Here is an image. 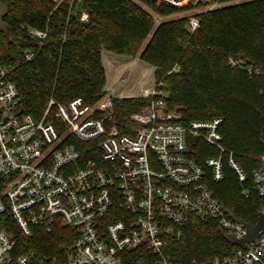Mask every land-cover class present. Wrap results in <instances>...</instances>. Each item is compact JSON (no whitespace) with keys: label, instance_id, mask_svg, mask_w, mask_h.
I'll return each instance as SVG.
<instances>
[{"label":"built area","instance_id":"1","mask_svg":"<svg viewBox=\"0 0 264 264\" xmlns=\"http://www.w3.org/2000/svg\"><path fill=\"white\" fill-rule=\"evenodd\" d=\"M150 1L199 8L189 16L192 34L201 27L198 14L226 4ZM31 34L47 36L38 30ZM230 63L243 68L242 61ZM178 71L176 66L171 72ZM248 72L264 76L263 68L250 67ZM166 97L162 84L153 82L136 97L149 104L119 119L115 106L123 98L106 85L95 104L82 98L62 104L52 98L43 118L36 120L23 113L20 91L0 61V264L36 260L34 253L14 254L15 238L2 225L7 219L27 237L37 227L51 230L56 224L74 231L77 238L66 259L52 264H173L165 256L169 240H179L192 217L216 221L237 239L247 234L211 189L226 179L228 169L240 182L247 180L243 167L223 146L222 118L185 123L178 111L168 108ZM52 113L65 135L48 121ZM200 143L216 154H208ZM197 155L204 156L203 161ZM253 182L264 212V156L258 159ZM142 250L159 259L136 260ZM193 264H264V232L245 248L236 246Z\"/></svg>","mask_w":264,"mask_h":264},{"label":"trees","instance_id":"2","mask_svg":"<svg viewBox=\"0 0 264 264\" xmlns=\"http://www.w3.org/2000/svg\"><path fill=\"white\" fill-rule=\"evenodd\" d=\"M0 1L9 7L5 21L12 35L7 45L0 32V61L10 69L20 91L24 114L41 120L52 98L62 104L76 98L95 104L107 85L104 52L139 56L154 67L155 82L167 93L168 108L178 111L183 122L222 118L223 146L243 167L247 180L240 182L228 169L226 179L211 184V189L231 213L248 223L258 222L263 205L253 171L264 156V76H251L248 69H264V0H221L226 3L222 7L198 14L201 27L193 34L189 17L155 21L154 14L169 17L185 8L150 0H84L86 19L75 16L78 0ZM32 30L47 36H33ZM231 59L242 61L243 68L232 67ZM176 66L180 71L171 72ZM148 104L140 98L120 99L117 118ZM48 121L62 136L66 134L53 113ZM200 146L216 154L209 145ZM2 225L15 238V255L35 254L32 264L64 261L77 238L61 224L51 230L37 227L31 237L11 219ZM182 232L179 240H169L165 250L173 264L208 261L236 249L216 221L192 217ZM143 256L152 263L159 259L144 250L135 254L136 260Z\"/></svg>","mask_w":264,"mask_h":264},{"label":"rangeland","instance_id":"3","mask_svg":"<svg viewBox=\"0 0 264 264\" xmlns=\"http://www.w3.org/2000/svg\"><path fill=\"white\" fill-rule=\"evenodd\" d=\"M234 3L237 1L228 4ZM143 6L148 9L145 4ZM184 8L185 10L169 17L154 14L156 24L167 19L189 17L199 11V8H194L192 5L184 6ZM103 60L107 74V86L114 87L116 95L120 98H136L143 87L155 82L154 67L142 61L139 56H121L105 51Z\"/></svg>","mask_w":264,"mask_h":264},{"label":"water","instance_id":"4","mask_svg":"<svg viewBox=\"0 0 264 264\" xmlns=\"http://www.w3.org/2000/svg\"><path fill=\"white\" fill-rule=\"evenodd\" d=\"M83 5H84V0H78L76 9H75V16L78 19H83L84 17V10H83ZM9 14V7L6 4H3L0 1V32L3 33L7 39V45H9L12 41V35L10 32V27L8 23L5 21V18ZM233 218L240 222L243 223L247 229V234L240 239L235 238L234 236H228V241L235 245V246H241L245 248L248 243L251 241H256L257 238L260 237L261 233L264 232V212H261L259 215V220L256 224H251L243 219L237 217L236 215H233Z\"/></svg>","mask_w":264,"mask_h":264}]
</instances>
